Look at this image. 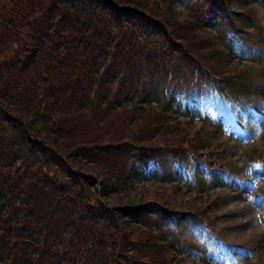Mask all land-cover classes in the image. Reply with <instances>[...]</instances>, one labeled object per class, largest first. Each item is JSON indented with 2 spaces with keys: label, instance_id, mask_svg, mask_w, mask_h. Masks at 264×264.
Masks as SVG:
<instances>
[{
  "label": "trees",
  "instance_id": "obj_1",
  "mask_svg": "<svg viewBox=\"0 0 264 264\" xmlns=\"http://www.w3.org/2000/svg\"><path fill=\"white\" fill-rule=\"evenodd\" d=\"M1 1L0 264L173 261L180 223L193 216L174 218L166 197L155 198L151 216V205L118 207L122 197L111 205L109 196L130 188L139 165L171 192L197 167L216 185L235 183L227 150L191 139L183 130L191 122L175 118L207 99L250 97L226 69L263 54L256 8L236 0L229 12L228 0H197L184 27L172 21L179 0ZM199 34L213 68L189 40ZM154 105L158 121L145 128L142 115ZM127 109L133 114L120 121ZM261 162L254 177H264ZM196 184L206 189L199 177ZM132 231L144 234L136 240Z\"/></svg>",
  "mask_w": 264,
  "mask_h": 264
},
{
  "label": "rangeland",
  "instance_id": "obj_2",
  "mask_svg": "<svg viewBox=\"0 0 264 264\" xmlns=\"http://www.w3.org/2000/svg\"><path fill=\"white\" fill-rule=\"evenodd\" d=\"M195 2L197 0L177 1L172 8V11L176 13L172 21L175 24L187 25V20L190 19L188 17L190 14L189 8ZM227 3L228 6L226 8L229 12L239 9L237 8L236 0H228ZM1 4L2 1L0 6ZM249 4L256 8L259 26L264 31V7H260L254 0H250ZM166 9V6L160 9L163 12L165 11L163 17L168 15ZM206 38L207 35L203 34L202 36L200 34L198 36L189 35L190 42L200 47L201 52L207 55L203 58L204 64L213 68L211 66V62L214 63L211 61V50L208 49L210 44H206L203 40ZM214 38L216 37L214 36ZM214 38H211L210 42L212 44L215 43L213 42L215 41ZM217 49L218 51H224L221 50V47H217ZM200 57L202 58V55ZM262 68H264V55L260 59L257 58L254 63L250 61L239 63L234 60L233 64L231 63L226 69L230 70L231 74H239V81L244 84L248 95H251L249 97L250 100L246 101L247 105H249L246 117H241L240 111L236 107L231 106L233 119L228 117L224 120L221 123L222 129L220 132L217 131V134L215 127L207 122L203 123V126L194 122H191V125H183L185 127L183 130L191 139L199 137L203 142L211 143L213 142L211 141L212 138L215 140L213 143L215 149L227 150V160L230 162V168H233L235 172H238L237 164L240 162L246 163L250 158V160H255L254 162L258 163L257 160L261 156L264 157V104L260 99V97H264V74L261 72ZM256 88L261 90L263 96L255 94ZM215 108L214 103H205L201 110L203 117L212 118ZM145 110L146 113L142 115V121L145 123L144 127L147 128L158 121L156 116L154 118H151V116L153 114L156 115L155 112H160V110L156 105ZM221 110L225 111V108ZM132 114L127 109L126 112L122 113L120 121L127 120V117ZM175 119L186 121L182 116ZM196 129L202 130L200 134L197 133ZM140 134L142 136L145 135L143 130ZM155 141H159V139L157 138ZM207 152L206 149L203 150V154H207ZM206 156L208 157V154ZM166 158L169 159V155ZM96 168L98 167L95 166ZM138 168L139 176L131 179L128 190L123 191L119 195L109 196L112 201L111 205L122 197L121 202L123 203H120L118 207H130L134 204L151 205L150 214L153 216L159 211L154 202L155 198L166 197L165 206L174 211V218L180 215V211L185 214L187 210L189 211V208H192L191 210H195V212L200 210L201 216L193 215L195 219H198L197 222H193L188 217L183 219L180 223L182 227H179L178 230L181 234L179 233V236L174 240L180 245L185 241L186 245L188 244L193 250H182L179 245L181 252L174 256L173 261L168 260V264H204L197 258V248L202 251V254H205L209 264H264V181L262 179L251 180L249 178V169L245 168L241 172L242 176L246 175L249 179L246 181L242 180L237 190L229 188L219 189L211 181H206L207 191L199 193L198 187L196 184L194 186L191 184L190 178L181 179L180 182L177 181V189L171 192L170 185L160 184L157 181L152 182L153 175L142 172L141 165ZM185 182L193 187L183 185ZM173 184L175 185L174 182ZM186 214L188 215L189 213ZM226 214L233 215L227 216ZM203 221L208 222L220 239L209 238L207 240L205 237L206 231L204 230L207 227H205V222ZM168 224L167 228L172 234L169 237L166 236V238L173 239L175 230L171 228V223ZM131 234L132 238L137 240L144 233L132 231Z\"/></svg>",
  "mask_w": 264,
  "mask_h": 264
}]
</instances>
